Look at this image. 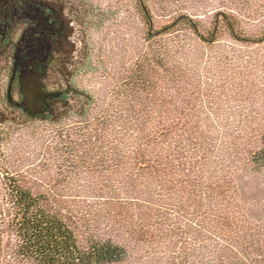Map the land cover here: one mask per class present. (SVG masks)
Returning a JSON list of instances; mask_svg holds the SVG:
<instances>
[{"label": "trees", "instance_id": "16d2710c", "mask_svg": "<svg viewBox=\"0 0 264 264\" xmlns=\"http://www.w3.org/2000/svg\"><path fill=\"white\" fill-rule=\"evenodd\" d=\"M133 7L145 49L79 119L22 123L0 82V264H82L77 231L99 207L110 229H208L211 189L192 160L210 152L203 121L190 115L203 89L196 56L223 41L262 44L264 28L253 33L226 11L207 26L187 14L159 23L153 0ZM249 154L262 169L264 130ZM222 187L216 181V192Z\"/></svg>", "mask_w": 264, "mask_h": 264}, {"label": "rangeland", "instance_id": "374dc122", "mask_svg": "<svg viewBox=\"0 0 264 264\" xmlns=\"http://www.w3.org/2000/svg\"><path fill=\"white\" fill-rule=\"evenodd\" d=\"M134 2L0 0V82L9 88L10 103H17L20 122L47 115L70 123L113 89L124 66L145 49ZM153 2L159 23L187 14L207 26L226 11L253 33L264 28V0ZM197 59L192 73L204 90L197 91L200 106L190 115L203 121L210 152L202 160L195 151L192 160L211 189L208 229H110L104 210L94 206L88 228L77 231L82 264H264V167L257 170L249 158L264 130V42L223 41ZM30 86L33 93L40 89L37 113L28 106L36 95L24 98ZM66 189L70 194V185Z\"/></svg>", "mask_w": 264, "mask_h": 264}, {"label": "crops", "instance_id": "0c3cea01", "mask_svg": "<svg viewBox=\"0 0 264 264\" xmlns=\"http://www.w3.org/2000/svg\"><path fill=\"white\" fill-rule=\"evenodd\" d=\"M33 79V78H32ZM39 78H36V85H38L37 86V88H39ZM35 85V86H36ZM35 88V87H34ZM34 88H31V86H30V88L29 89H25V95H24V98L25 97H27V99H28V96H33V95H36V97L37 98H35V99H33L32 101H33V103H34V106L33 107H30V105H29V103H28V101H27V103H28V106H29V108H30V110L33 112V113H37V112H40L41 111V103H40V101H39V97L37 96L38 95V93L40 92V89L36 92V93H33L32 91H33V89ZM36 89V88H35ZM26 103V102H25ZM26 103V104H27Z\"/></svg>", "mask_w": 264, "mask_h": 264}]
</instances>
